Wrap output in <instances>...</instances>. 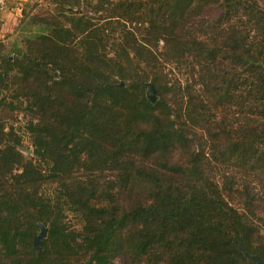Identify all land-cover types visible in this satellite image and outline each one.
I'll return each instance as SVG.
<instances>
[{"label":"trees","instance_id":"1","mask_svg":"<svg viewBox=\"0 0 264 264\" xmlns=\"http://www.w3.org/2000/svg\"><path fill=\"white\" fill-rule=\"evenodd\" d=\"M40 3L0 44L31 147L0 125L8 264H264V7Z\"/></svg>","mask_w":264,"mask_h":264},{"label":"rangeland","instance_id":"2","mask_svg":"<svg viewBox=\"0 0 264 264\" xmlns=\"http://www.w3.org/2000/svg\"><path fill=\"white\" fill-rule=\"evenodd\" d=\"M17 2V12L16 15L12 17L10 24L8 25L5 32L2 33L0 37V44L3 46L1 51H5L9 46L11 41V36L17 30V24L21 17V9H24L26 12H36L40 11L41 1L42 0H14ZM259 5L264 7V0H256ZM26 5H28L26 7ZM45 5V4H43ZM208 13L214 14L215 5H211L206 8ZM206 11V10H205ZM13 89L9 87L8 90L3 93L5 99L3 102H0V125L3 127V131H9V134L6 136L9 141L17 140L18 148L21 153L25 156L30 154V145L28 141V135L26 132V124L29 119V113L27 110V101L25 98L20 97L17 101L12 100L11 93ZM199 133V132H198ZM217 163V159H212ZM112 178L108 173L104 174V179ZM37 232V231H36ZM0 264H8V260L1 255L0 253ZM111 264H127L124 260L116 258L112 261Z\"/></svg>","mask_w":264,"mask_h":264},{"label":"water","instance_id":"3","mask_svg":"<svg viewBox=\"0 0 264 264\" xmlns=\"http://www.w3.org/2000/svg\"><path fill=\"white\" fill-rule=\"evenodd\" d=\"M119 85H122V83H119ZM144 86L146 87L145 90V97L149 102H153L155 99V88L153 86L152 83L146 82L144 83ZM38 226V232L36 233V235L32 238V242L34 245H37L39 242V239L44 236L45 234V228L40 224L37 223ZM244 253V256H246L247 258H249L250 260L254 261L256 264H263V261L261 260V258L258 255H248L247 253Z\"/></svg>","mask_w":264,"mask_h":264},{"label":"crops","instance_id":"4","mask_svg":"<svg viewBox=\"0 0 264 264\" xmlns=\"http://www.w3.org/2000/svg\"><path fill=\"white\" fill-rule=\"evenodd\" d=\"M17 2L14 0H6L4 5L0 8V37L6 31L12 17L16 15Z\"/></svg>","mask_w":264,"mask_h":264},{"label":"built area","instance_id":"5","mask_svg":"<svg viewBox=\"0 0 264 264\" xmlns=\"http://www.w3.org/2000/svg\"><path fill=\"white\" fill-rule=\"evenodd\" d=\"M6 0H0V8L4 5Z\"/></svg>","mask_w":264,"mask_h":264}]
</instances>
